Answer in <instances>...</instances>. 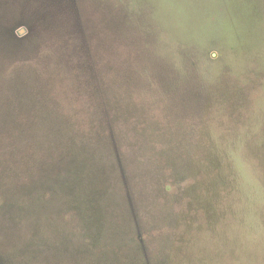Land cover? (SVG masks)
<instances>
[{
    "label": "rangeland",
    "instance_id": "rangeland-1",
    "mask_svg": "<svg viewBox=\"0 0 264 264\" xmlns=\"http://www.w3.org/2000/svg\"><path fill=\"white\" fill-rule=\"evenodd\" d=\"M0 264H264V0H0Z\"/></svg>",
    "mask_w": 264,
    "mask_h": 264
}]
</instances>
